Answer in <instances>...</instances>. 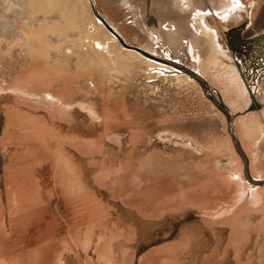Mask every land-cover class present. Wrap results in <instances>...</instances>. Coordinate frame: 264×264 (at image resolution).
I'll use <instances>...</instances> for the list:
<instances>
[{
	"label": "rangeland",
	"instance_id": "374dc122",
	"mask_svg": "<svg viewBox=\"0 0 264 264\" xmlns=\"http://www.w3.org/2000/svg\"><path fill=\"white\" fill-rule=\"evenodd\" d=\"M199 1L0 0V264H264V199L217 213L237 144L264 176V0ZM202 23L230 54L205 69Z\"/></svg>",
	"mask_w": 264,
	"mask_h": 264
},
{
	"label": "bare ground",
	"instance_id": "6f19581e",
	"mask_svg": "<svg viewBox=\"0 0 264 264\" xmlns=\"http://www.w3.org/2000/svg\"><path fill=\"white\" fill-rule=\"evenodd\" d=\"M211 2H212V5L214 7V0H211ZM229 2L230 1H227V2L225 1L219 7L215 6V7L218 8L217 12H218L219 18H221L223 20L230 19L234 12H238V11H241L243 9V7H240V6H238V7L235 6L234 7V3L230 4ZM195 3L198 6L202 5V2L199 1V0H195ZM231 7H232V9H231ZM168 10H171V15L177 10V15L180 17V20H178L179 22H184L186 20V18H187L186 15L180 14L178 9H176V8H173V7L169 6ZM187 29H188V31L186 33H187V35H188V37L190 39L191 47L194 48V49L198 48V55H199L200 65L204 69L208 68L209 66L215 65L218 61H221L223 58L224 59L225 58H230V54L228 52H226V51H223L220 48L218 37H217V33L214 30V28L209 23L200 24L198 26L197 32H195L196 34L192 33L190 31L189 27ZM96 44H98L99 46L100 45L103 46L102 47V49H103L102 50L103 51L102 54L105 56L106 55V48L109 49V47H107V44H105V42H102V41L98 42ZM96 44H94L95 48L97 47ZM166 68H168V67L166 66ZM244 93H246V95H247L245 97V98H247V102L243 100L244 98L243 99H241V98L233 99L232 104H233L234 109L242 110L244 108V106H245L244 103H246V104L248 103L249 95H248L247 90ZM38 97L40 98V100L44 99L47 103L55 105L56 107L59 106V107H61V109L63 108L65 111L71 108V106L69 104L64 103V99L62 97L58 96L57 94L55 95V94H52L50 92H44L41 95H35V98H38ZM240 122H241V129L243 130L244 135L247 138H251V137L254 136L255 137L254 140H257L256 143H258V144H259V142L264 140V126L261 123V121H259V119H255L254 120V119L244 118L243 117L242 119H240ZM238 127H239V125H238ZM252 140H253V138H252ZM256 146H257V144H256ZM259 148H260V146H259ZM254 149H256V148H254ZM259 150H261V149H259ZM25 152H26V150H25ZM259 153H260L259 151H256L255 152L256 156L254 158H251L252 160L250 162V166H251L250 173H251V176H252L251 178L253 180H255L257 182H262V181H264V179H263L264 176H262L260 174V172H258V167H257L258 162H259V156H260ZM235 154H237V153H235ZM233 158H232V161H233ZM234 162L236 164H238L240 169H241V171H237V172H239V177H240V179H239L240 181H238L240 183V188H238L234 192V197L232 196L233 197L232 203H226L225 209H223V211H221V212H217V213L221 214L222 216H224L226 214H228V216H230V215L234 214L233 213L234 210L236 211L239 208L244 209L246 204H247V201L251 202L252 204H259V203L262 204V200L264 199V186L253 184L252 182H250L248 180L249 178L247 177V175H245L243 161L240 158V156L237 155L236 158H234ZM238 169L239 168L237 166L236 170H238ZM233 178H235V176ZM224 191H225V189H224ZM229 191H230V189H229ZM244 193H247L248 198L250 200H248L247 197L243 198L244 195H245ZM230 195H232V192L230 193ZM243 201H244V203H243ZM241 203H243V204L241 205ZM215 210H217V209H215Z\"/></svg>",
	"mask_w": 264,
	"mask_h": 264
},
{
	"label": "water",
	"instance_id": "95a60500",
	"mask_svg": "<svg viewBox=\"0 0 264 264\" xmlns=\"http://www.w3.org/2000/svg\"><path fill=\"white\" fill-rule=\"evenodd\" d=\"M231 9H232V7H231ZM174 62V61H173ZM175 64H177V62H174ZM229 108L226 106V108L225 109H223V111L225 112V114L227 115V116H229ZM237 150H238V152H239V154L241 155V158L244 160V164H245V166H244V169H245V175H247V177L249 178L248 180L250 181V182H252L253 184H257V185H261V186H264V181H262V182H257V181H255V180H253L252 178H251V175H250V171H249V165H248V156L241 150V149H238V144H237Z\"/></svg>",
	"mask_w": 264,
	"mask_h": 264
}]
</instances>
